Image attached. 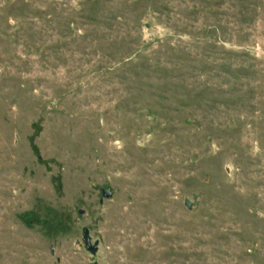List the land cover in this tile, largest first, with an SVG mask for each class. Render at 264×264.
<instances>
[{
  "label": "rangeland",
  "instance_id": "374dc122",
  "mask_svg": "<svg viewBox=\"0 0 264 264\" xmlns=\"http://www.w3.org/2000/svg\"><path fill=\"white\" fill-rule=\"evenodd\" d=\"M0 264H264V0H0Z\"/></svg>",
  "mask_w": 264,
  "mask_h": 264
},
{
  "label": "water",
  "instance_id": "95a60500",
  "mask_svg": "<svg viewBox=\"0 0 264 264\" xmlns=\"http://www.w3.org/2000/svg\"><path fill=\"white\" fill-rule=\"evenodd\" d=\"M102 195L104 198L106 199H109L112 197V192L109 191L108 189H103L102 190ZM185 205L187 206L188 209H192L193 207V204H192V201L190 199H186L185 200ZM83 214V212H81ZM84 243L86 245V248L92 253V254H96L97 253V247L96 246H92L91 244V240H90V237H89V234H88V231H86L84 233Z\"/></svg>",
  "mask_w": 264,
  "mask_h": 264
}]
</instances>
